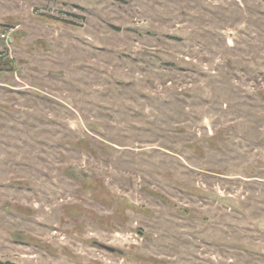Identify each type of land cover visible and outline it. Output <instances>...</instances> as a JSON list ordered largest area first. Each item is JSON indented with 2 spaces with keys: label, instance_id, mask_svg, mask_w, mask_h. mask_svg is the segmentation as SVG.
Instances as JSON below:
<instances>
[{
  "label": "rangeland",
  "instance_id": "rangeland-1",
  "mask_svg": "<svg viewBox=\"0 0 264 264\" xmlns=\"http://www.w3.org/2000/svg\"><path fill=\"white\" fill-rule=\"evenodd\" d=\"M0 264H264V0H0Z\"/></svg>",
  "mask_w": 264,
  "mask_h": 264
}]
</instances>
